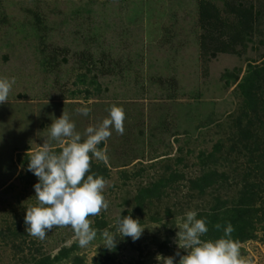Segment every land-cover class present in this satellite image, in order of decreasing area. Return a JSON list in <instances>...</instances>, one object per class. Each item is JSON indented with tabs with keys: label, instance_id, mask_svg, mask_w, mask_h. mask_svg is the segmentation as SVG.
Here are the masks:
<instances>
[{
	"label": "rangeland",
	"instance_id": "rangeland-1",
	"mask_svg": "<svg viewBox=\"0 0 264 264\" xmlns=\"http://www.w3.org/2000/svg\"><path fill=\"white\" fill-rule=\"evenodd\" d=\"M199 1L0 0V77L15 78L0 105V264H157L158 254H186L176 242L186 212L203 218L219 203L236 205L246 187L249 223L235 240L249 264H264V120L252 119L259 98L250 101L239 88L248 65H264V19L240 54H205ZM224 1L213 2L222 9ZM258 87L264 92V73ZM113 104L124 109V134L113 129L99 145L107 163L91 160L108 169L110 206L89 219L115 231L124 208L121 215L134 214L145 229L141 238L124 237L108 250L99 235L80 248L68 227L33 237L24 216L35 193L17 178L22 162L63 110L83 133ZM82 106L92 109L88 117L75 111ZM211 173L204 192L192 187ZM160 181L137 212L140 191ZM62 249L72 251L56 262Z\"/></svg>",
	"mask_w": 264,
	"mask_h": 264
},
{
	"label": "clouds",
	"instance_id": "clouds-1",
	"mask_svg": "<svg viewBox=\"0 0 264 264\" xmlns=\"http://www.w3.org/2000/svg\"><path fill=\"white\" fill-rule=\"evenodd\" d=\"M15 78L0 77V105L8 102ZM88 117L92 109L82 106L75 110ZM108 116L101 122L89 125L83 133L76 130L75 123L63 110L59 118H52L48 126V137L41 145H36L27 161V171L36 178L33 185L36 203L25 209L24 224L26 231L40 240L54 227H68L73 239L80 248H87L99 235L102 243L99 247L115 249L124 237L133 241L141 238L144 228L138 219L131 215L122 216L120 210L115 223V231L94 228L89 217L98 216L109 209L104 190L108 181L101 175L90 173L92 158L107 163L108 156L99 145L106 142L114 129L124 134V109L115 104L108 109ZM61 146L53 150V144ZM223 229V235L217 239H203L209 232L207 221L198 218V212L188 211L181 217L176 233L178 249L175 256L157 255V264H249L241 255L240 244L232 237L233 225H215ZM117 234L121 239H117ZM176 256H179L178 262Z\"/></svg>",
	"mask_w": 264,
	"mask_h": 264
},
{
	"label": "trees",
	"instance_id": "trees-1",
	"mask_svg": "<svg viewBox=\"0 0 264 264\" xmlns=\"http://www.w3.org/2000/svg\"><path fill=\"white\" fill-rule=\"evenodd\" d=\"M214 0H200L198 3V13H199V22L202 29L200 35V46L203 53L207 54L211 52L212 54H231L238 55L240 50L244 49L248 42L252 41V37L259 32L258 27L263 22L264 19V7L262 6V1H253V0H225L223 2V8L219 9ZM264 66V65H263ZM252 67L248 65V73L245 75L243 83L239 85V88L244 92V96L250 101L253 97H258L259 107L254 105L250 106L252 113V119L259 120L261 125V119L258 118V115L261 114L264 120V92L260 91L258 87V80L261 73H264V67ZM263 79V77H262ZM258 94V95H256ZM263 124V123H262ZM242 139L247 140L248 136L242 133ZM240 143V142H239ZM256 145V144H255ZM60 148L54 150L59 151ZM217 150V149H216ZM29 158V156H26ZM28 160V159H27ZM27 160L22 162V165L25 169L24 173L17 176V178L24 180V183L33 187L37 183V178L27 169ZM24 163V164H23ZM107 167L101 168L100 165L90 163V173H95L97 175L106 176L108 175ZM217 173H211L200 179L192 181V187H196L200 191L204 192L205 188L210 185L213 181L214 176L216 177ZM166 181H160L154 189H144L140 191L138 198H136L139 207L137 212L140 211V203L145 198H151L158 194L159 188H163ZM248 188H245L243 194V201L238 204H233L228 206L226 202L219 203L216 205V208H213L208 214H204L207 221V227L209 232L206 234L203 239H217L223 235V229L217 230L215 225H226L230 222L235 231L232 233L234 239L241 238L244 236L245 225L249 223L245 219L246 215H242L246 205L250 204V200L246 197ZM251 195V194H250ZM256 195V191H255ZM244 206V209L242 207ZM223 209H220V208ZM227 209V210H224ZM250 214V213H249ZM131 215L135 219V215L131 213H126L124 216ZM200 218V216H199ZM100 225V229L103 230L107 226L104 222H96V225ZM95 228V227H94ZM72 251L69 249H62L58 255L55 256V261H61L65 256H68ZM47 261V262H46ZM50 260H41L37 264H48ZM53 262V261H52Z\"/></svg>",
	"mask_w": 264,
	"mask_h": 264
}]
</instances>
